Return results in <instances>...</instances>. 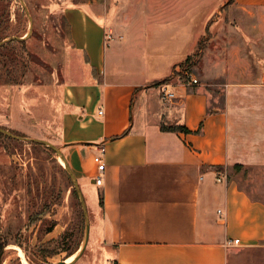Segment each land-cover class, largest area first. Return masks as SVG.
I'll use <instances>...</instances> for the list:
<instances>
[{
  "label": "crops",
  "instance_id": "obj_1",
  "mask_svg": "<svg viewBox=\"0 0 264 264\" xmlns=\"http://www.w3.org/2000/svg\"><path fill=\"white\" fill-rule=\"evenodd\" d=\"M84 1L61 8V80L0 85V126L60 147L114 264H228L235 247L264 245V184L252 177L264 170V58L230 44L228 58L203 53L198 82L173 74L210 29L233 33L264 0H114L103 12Z\"/></svg>",
  "mask_w": 264,
  "mask_h": 264
},
{
  "label": "rangeland",
  "instance_id": "obj_2",
  "mask_svg": "<svg viewBox=\"0 0 264 264\" xmlns=\"http://www.w3.org/2000/svg\"><path fill=\"white\" fill-rule=\"evenodd\" d=\"M69 1L83 0H0V85L39 84L44 89L45 83L61 80V59L69 46L61 8ZM85 1L101 12L115 6L114 0ZM29 16L32 29L27 36ZM241 20L230 34L224 28L210 29L203 38L202 56L191 54L173 74H183L189 64L187 69L200 80L205 73V52L210 58L222 60L233 56L230 44H247L240 52L250 60L263 59L264 7ZM12 36H24V43L12 41ZM249 44L259 48L252 50ZM215 72H220L218 65ZM209 84L205 83V87L220 100L219 87ZM1 88L0 97L4 94ZM0 128L11 132L0 130V264H23L16 246L33 264H55L66 257L67 262L73 260L72 255L84 241L86 221L63 158L44 142L25 138L31 137L25 132ZM254 172L258 176L252 177L264 184V170ZM250 179L244 176L241 181ZM84 195L91 233L82 256L72 264H114L113 250L95 240L92 204L86 190ZM228 264H264V245L235 247Z\"/></svg>",
  "mask_w": 264,
  "mask_h": 264
},
{
  "label": "water",
  "instance_id": "obj_3",
  "mask_svg": "<svg viewBox=\"0 0 264 264\" xmlns=\"http://www.w3.org/2000/svg\"><path fill=\"white\" fill-rule=\"evenodd\" d=\"M29 18H30L31 23H30L29 31L27 32V36L30 35V33H31V29H32V17L29 16ZM11 38L14 39V38H25V37H24V36H23V37L12 36ZM0 130H3V129L0 128ZM3 131H5V132L11 134V132H9V131H7V130H5V129H4ZM13 135H14V136H19V135H15V134H13ZM19 137L24 138L23 136H19ZM25 138H27V139H32V140H37V141H42V142L46 143V144L49 145L51 148H53V149L55 150V152H56L58 155H60V156L64 159L65 166H66V168H67V170H68V173H69V175H70V177H71V179H72V181H73V184H74L75 190H76V192H77V194H78V196H79V198H80L81 205H82V208H83V212H84V215H85V221H86V228H85L84 241H83L82 245L80 246V248H79L77 254L75 255V257L73 258L72 261L67 262V261H66V258H67V257H66V258H64V259H62V260H60V261H58V262L55 263V264H70V263H72L73 261H75V260L81 255V253L83 252V250H84V248H85V246H86V244H87L88 237H89L90 223H89V217H88L87 204H86V201H85V198H84V195H83L82 189H81V187H80V185H79V182H78V180H77V178H76V176H75L73 170L71 169V167H70V165H69L67 159L65 158V156H64V154H63V152L61 151V149H60L59 146H56L55 144H53V143H51V142H49V141H47V140L40 139V138H31V137H25Z\"/></svg>",
  "mask_w": 264,
  "mask_h": 264
},
{
  "label": "built area",
  "instance_id": "obj_4",
  "mask_svg": "<svg viewBox=\"0 0 264 264\" xmlns=\"http://www.w3.org/2000/svg\"><path fill=\"white\" fill-rule=\"evenodd\" d=\"M183 74L185 75L186 79L190 80L192 83L198 82L197 77H194L192 72L185 70L183 71ZM167 85L168 84L166 82L162 83V97L165 99L174 97V93L167 88ZM102 112H103L102 109H100L98 114L102 115ZM104 151H105V147L103 145H100L99 152L93 156V161L97 169V174L95 176V182L97 184H101L103 177L102 173L104 172L105 169V161L103 159ZM218 179H220V177ZM232 241L237 243L239 242V238H235L234 240L229 241V244L232 243Z\"/></svg>",
  "mask_w": 264,
  "mask_h": 264
},
{
  "label": "trees",
  "instance_id": "obj_5",
  "mask_svg": "<svg viewBox=\"0 0 264 264\" xmlns=\"http://www.w3.org/2000/svg\"><path fill=\"white\" fill-rule=\"evenodd\" d=\"M203 38L204 37H202L200 40H199V42H198V44H197V48H196V50L194 51V55H196V56H198L199 58L202 56V51H203V48H204V42H203ZM24 38H14V39H12V41H19L20 43H24L23 40ZM1 57V56H0ZM189 57L190 56H188L185 60H188L189 59ZM184 60V61H185ZM181 63H183V62H181ZM196 63V60H194L193 61V64H195ZM190 67V65L188 64V65H186V68H185V70H188L187 68H189ZM189 71V70H188ZM179 77L181 78V79H184V78H186L185 77V75L184 74H180L179 73ZM168 80V78H165V79H163V80H161L160 82H166ZM163 129H169V130H183V131H189V129L186 127V126H184V125H162L161 126ZM33 261V260H32ZM70 261H72V260H68V262H70Z\"/></svg>",
  "mask_w": 264,
  "mask_h": 264
},
{
  "label": "bare ground",
  "instance_id": "obj_6",
  "mask_svg": "<svg viewBox=\"0 0 264 264\" xmlns=\"http://www.w3.org/2000/svg\"><path fill=\"white\" fill-rule=\"evenodd\" d=\"M16 250H17V255L20 257V260L22 261L23 264H33V263H31L29 261V259H27L26 255H25V252L23 251V249L21 247L16 246ZM77 252L75 254H73L72 257H75V255L77 254Z\"/></svg>",
  "mask_w": 264,
  "mask_h": 264
}]
</instances>
